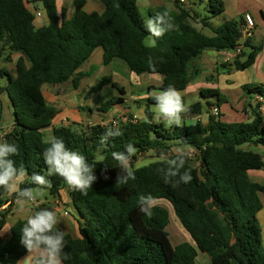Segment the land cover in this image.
Masks as SVG:
<instances>
[{"label":"trees","instance_id":"1","mask_svg":"<svg viewBox=\"0 0 264 264\" xmlns=\"http://www.w3.org/2000/svg\"><path fill=\"white\" fill-rule=\"evenodd\" d=\"M102 2L105 11L98 14L85 12V1L75 0V14L68 20L65 10L58 11L57 0H0V43L8 47V60L14 52L23 54V59L16 62L15 77L8 72L0 73L1 80L7 79L6 85L0 86V125L6 98L13 126L3 138L17 145L19 154L14 159L18 167H26L29 176L46 174L42 152L47 145L43 143V131L53 125L58 115V110L44 98L45 85L71 81L77 89L86 76L79 74L81 67L97 49H102L104 66L119 59L136 75L162 76L163 83L150 86L148 93L169 85L185 91L201 74L195 61L206 51L236 49L245 21L241 17L213 26L209 23L211 18L224 13L223 0H208L206 6L211 16L204 19L192 6L184 8L176 0L172 10L166 7L149 10L151 16L167 9L175 23L174 30L160 38L155 48H149L143 43L148 34L137 0ZM36 3L42 4L48 18V25L42 28H36L37 18L29 6ZM192 21H200L212 35L206 36ZM244 46L252 50L235 60L234 67L240 72L252 68L261 50L251 46L250 40ZM150 57L155 70L148 65ZM111 83L103 78L92 92L97 93ZM243 90L264 98V86L246 85ZM202 96L217 99L218 107L227 102L217 90L203 91ZM123 102L110 99L98 111L107 114ZM147 103L144 115L151 120L154 113L150 105L154 101L149 98ZM260 108L261 105L250 122L226 123L221 121L220 113L215 116L207 110V124L195 120L193 124L183 123L182 127L171 129L162 123L130 117L119 124L122 135L111 138L106 145L100 143V137L112 125L78 130L54 128L53 134L64 139L70 149L96 164L94 171L98 177L87 195L69 189L58 176L49 177L52 187L46 190L52 197L60 198L61 192L69 189L71 206L80 218L76 220L78 236L65 234L64 251L70 258L64 264H197L199 252L208 255L211 264H264V238L258 221L264 208L260 199L264 196V185L250 178V172L264 169L263 156L250 149L264 148V117ZM202 110V104L196 103L189 107L188 113L199 117ZM128 143L138 149L134 160L150 151L170 152L173 147L189 144L195 149L194 158L199 166H193L188 159L185 169L190 170L193 179L175 188L164 183L157 171L164 167L159 161L134 168L136 179L117 186L120 169L111 154L123 151ZM105 165L107 180L102 174ZM21 187L34 185L26 181ZM149 193L156 197V202L165 200L172 206L194 245L173 246L167 232L170 223L167 209L154 206L151 217L139 211L138 196ZM7 194L0 189V209L8 203ZM9 214V210L0 211V264H19L28 255L20 243L21 228L26 221L17 220L9 230L10 237L4 240L1 233Z\"/></svg>","mask_w":264,"mask_h":264},{"label":"crops","instance_id":"2","mask_svg":"<svg viewBox=\"0 0 264 264\" xmlns=\"http://www.w3.org/2000/svg\"><path fill=\"white\" fill-rule=\"evenodd\" d=\"M74 1L75 0H57L58 11L61 12V10H65L68 20L72 19L75 14ZM84 1L85 5L83 7V10L85 12L98 14L104 13L105 6L102 0ZM147 1L152 2L153 0ZM223 2L225 10L224 13L220 16V18H222L223 20V23L229 20H237L241 17H245L246 15H250L252 17L255 23V27L249 40L251 46L261 47V50L257 55L255 64L249 70L240 72L237 71L234 67V63L237 58H230L228 56V51H206L195 61V65L201 69V74L190 83L185 91L180 92L182 93L183 99L185 100L186 104L190 106L193 104L189 103L188 98H190L191 95L199 94L200 99L199 101H196V103L202 104V112L206 109L204 108V105H206L207 110L212 112L213 115H215L216 113L218 115V113H220L222 115L221 121L223 122H250L253 119L254 111L257 110V107L261 105V102L264 99L258 94H249L243 90V87L246 85L252 87L264 86V0H223ZM29 6L31 10L34 11V13L40 14V17L35 21L36 28L47 26L48 18L46 16V13L44 9H40V7H43L42 4L36 3L30 4ZM166 8L172 10V8ZM193 26L196 27L195 25ZM196 28L203 31V29H199L198 27ZM245 49L246 48L243 49V53H245ZM248 50L250 52L252 49L249 48ZM103 53L104 51L102 49H97L93 53L90 60L81 67L79 74L86 76L81 80L77 89L73 87V83L71 81L61 85H45L43 87V95L46 102L58 110V115L54 120L53 125L43 131L44 138L50 134H53L54 128L57 127H73L78 130L79 128L85 127L87 129L96 125L108 126L110 124V121L115 117H118L123 110L130 112V101H133L135 105H139L138 100L144 101V97H139L138 95L133 94L134 90H136L135 86H140L144 83H140L139 80H136L135 77L139 75L135 76L136 74L131 72L126 63L124 64L123 61L114 59L107 66H104L102 64L106 69L105 73L104 70H102L101 74H99V72L96 75L91 74L90 71L93 68V66L90 64L91 59H93V57L96 55V57L101 60V62L99 63H102ZM11 59L12 63H10L9 67L15 69V63L19 59H23V54L21 52H14L11 55ZM25 65L26 67H28L26 62ZM103 78L110 79L112 83L108 86H105L97 93H93L92 89ZM161 78L163 80V77ZM6 83L7 82L2 80L0 81V86H5ZM162 83V81H159L157 84H149L147 90L150 86L158 87ZM207 90H217L222 96L227 99V102L222 104L221 107H218L217 99H215L214 97H206L207 99L205 100V97L202 96V92ZM85 92H88V94H85ZM103 93L105 99L101 98ZM114 98L122 99L124 101L123 104L115 106L107 114L98 111L103 103H105L109 99ZM4 99L5 110L0 125V136L2 137H4V134L9 132L13 126L11 107L9 105L8 99ZM84 107L87 110H84ZM6 112L8 113V115H5ZM260 112L264 117V111ZM185 116L188 117L187 115ZM186 117L185 119H183V123L188 125L195 123V120L201 121L200 117H197V119H191L189 121L186 119ZM4 118H7L5 125H3ZM207 123L208 113L204 124ZM3 131L5 132L2 133ZM250 149L256 152L253 147H251ZM262 171L259 172L261 173ZM67 190L68 189H65L61 192L60 198H63V196L67 195ZM55 200L56 198L51 201H46L52 203ZM19 208L20 213H24L23 216L20 218L16 215L13 222L9 220V218L11 217H8V223L1 233L2 239L6 240L10 237L9 230L17 220L26 221L27 217L30 215L29 213L31 212H29L28 208H31L29 206L26 205L23 208ZM25 213L27 215H25ZM75 223L78 228L76 219ZM182 231H185V233H187L186 230L182 229ZM191 241L192 242L188 243L194 245L192 239ZM197 264H211V259L208 255L199 252L197 257Z\"/></svg>","mask_w":264,"mask_h":264},{"label":"clouds","instance_id":"3","mask_svg":"<svg viewBox=\"0 0 264 264\" xmlns=\"http://www.w3.org/2000/svg\"><path fill=\"white\" fill-rule=\"evenodd\" d=\"M144 28L147 36L144 40L145 47L155 48L157 41L167 32L174 30L175 23L169 10L157 12L154 15L144 16ZM148 65L155 70V63L150 57ZM148 98L154 101V115L151 120L147 116L143 119L148 123L163 122L166 127H182L183 117L189 111L190 105L186 104L182 93L173 85L148 93ZM122 135L118 123L107 127L100 137V143L106 145L111 138ZM43 143L47 147L42 152L46 165V174L33 173L28 175L26 167L16 164L14 159L19 154L15 143H10L0 136V189L9 195H15L21 208L35 204L46 189L52 187L49 177L58 176L72 190L83 195L97 182L95 174L96 164L89 163L87 158L78 151L70 149L64 139L54 134L46 136ZM138 149L132 144L125 145L123 151H113L112 158L116 161L120 172L116 185H126L130 180L136 179L133 167V157ZM195 149L189 144L173 147L170 152H161L159 162L164 165L157 171L164 183L178 187L181 183L189 184L193 177L190 170L185 169V164L191 158ZM103 158H101L102 161ZM108 166L105 165L102 174L104 179ZM183 170V171H182ZM30 182L34 187H21L25 182ZM139 211L148 217L156 204V197L150 193L140 194L137 199ZM61 221L54 210L39 208L27 217L26 223L21 228L20 243L27 250L28 255L23 259L24 264H64L70 257L65 253L67 242L65 232L58 225Z\"/></svg>","mask_w":264,"mask_h":264},{"label":"rangeland","instance_id":"4","mask_svg":"<svg viewBox=\"0 0 264 264\" xmlns=\"http://www.w3.org/2000/svg\"><path fill=\"white\" fill-rule=\"evenodd\" d=\"M180 1V0H179ZM203 1V0H202ZM208 0H204L203 3L200 0H186V3H181L182 7H188V6H192L194 11L200 16L201 19H204L208 16H211L210 13L208 12V8L206 6ZM176 0H153L152 2H148L147 0H138V6H139V10H140V14L142 15V17L144 18L145 14L148 15V12L150 9L152 8H156L158 6H164V7H169L174 9L175 5H176ZM33 8V7H32ZM40 9L43 10V7H40ZM37 20V19H36ZM197 21V22H192L193 25H195L196 27H198L199 29H203V33L206 36H211V31L209 29H204L203 26H201ZM209 23H211L213 26H220L223 24V20L222 18H220V16L216 17V18H211V20L209 21ZM0 52H2L3 54V58L0 60V73L2 72H8L9 74H11L13 77L16 76L15 70L10 66V63H12V59L10 56V59L8 60L7 57H9V50L8 47L3 44L0 43ZM249 54V50L248 48L245 49V55L247 56ZM242 59H245L242 58ZM101 60L98 59V57H96V55L93 57V59H91V65L93 66V68L91 69V74L96 75L98 72L99 74H101L102 70H104L105 73V68L103 67ZM16 64V63H15ZM26 64L29 66V64L26 62ZM125 64V63H124ZM11 68V69H10ZM137 76V75H135ZM162 76L160 75H149V74H144L141 76H137L135 77L136 80H139L140 83H144L143 85L141 84L140 86H135L136 90H134L133 94L138 95L139 97H144V101L142 100H138L139 105H135L133 101L129 102V106L131 108L130 112H127L125 110L122 111V113L118 116L115 117L114 119H112L110 121L109 125L113 126V123L115 121L118 122V124L123 123V122H127L129 120L130 117H133L137 120H143L144 115V111L146 109V107H148V103H147V98H148V90L147 87L149 84H157L159 81H162ZM3 81L7 82V79L4 77L2 79ZM0 80V81H2ZM85 94H88V92H85ZM90 95V92H89ZM102 99H105L104 97V93L101 96ZM199 94L197 95H191L190 98H188V101L190 104H194L196 103V101H199ZM205 100L207 98H204ZM110 100V99H109ZM126 107V105H125ZM124 107V108H125ZM85 108V107H84ZM204 108H206L202 115L199 116L201 119V122L204 124L206 121V117H207V107L206 105H204ZM150 109L151 111L154 113V105H150ZM84 110H87L86 108ZM125 112V113H124ZM5 115H8V113L6 112ZM4 115V116H5ZM186 115L188 117H186L184 115V118L186 117V119L189 121L191 119H197V115L193 114L192 116L189 115V113L187 112ZM7 121V118L3 119V125H5V122ZM164 126L165 124L163 122H161ZM166 127V126H165ZM175 127V126H172ZM172 127H166L167 129H171ZM5 131H3L2 133H4ZM6 134V133H5ZM4 134V135H5ZM256 150V153L260 154L263 156L264 158V148L259 146V147H253ZM161 152L158 151H150L148 153H144L141 155L137 156V159H133V167L135 169L147 166L148 164L152 163V162H157L159 161V156H160ZM102 157H100L99 155H97V159L101 160ZM191 162L192 165L195 167L199 166V162L194 158V153L191 156ZM264 170V169H263ZM259 176V177H257ZM257 177V178H256ZM250 178L252 181L254 182H258L264 185V171H262L261 173L259 171L256 172H250ZM70 189V188H69ZM69 189L67 190L68 193L67 195L63 196V198H56V200H58L61 204H62V209L56 211L55 209H53V202H48L46 200H53L54 198H52V196L50 195L49 191L45 190L43 195H41L37 202H38V206L36 208H31L29 210V212L33 213L34 211L39 210V208H48L50 210H54L57 215L58 218L60 219L61 223L60 225H58V227L63 230L66 233H70L72 235H74L75 237L78 236V229L75 223V219L76 220H80L79 216L77 215V213L75 212L74 208L71 206V201H70V196H69ZM69 197V198H68ZM6 199L8 201H14L16 199H13V195H7ZM261 202L264 206V196L260 197ZM155 206H160L163 207L165 209L168 210L169 212V216H170V223L169 226L167 228V232L170 236V240L173 244V246H178L181 245L183 243H188V242H192L191 241V237L190 235H188L187 233H185V230L180 221L177 219V217L175 216L174 210L172 208V206L165 200H160L157 201ZM20 206L19 205H13L10 209H9V213L11 218H9V220L11 222L14 221L15 216L17 215V217H22L24 213H20ZM31 213H29L31 215ZM12 214V215H11ZM25 215H27L25 213ZM258 221L260 224V227L262 229L263 232V238H264V208L263 210L258 214ZM182 228V229H181ZM24 259V258H23ZM21 260L19 264H24V260Z\"/></svg>","mask_w":264,"mask_h":264},{"label":"built area","instance_id":"5","mask_svg":"<svg viewBox=\"0 0 264 264\" xmlns=\"http://www.w3.org/2000/svg\"><path fill=\"white\" fill-rule=\"evenodd\" d=\"M180 1L182 3H186V0H180ZM34 14H35L36 18L40 17L39 13H34ZM244 19H245V21H244V25L241 28V38H240L239 46L234 50L228 51V56L232 59L238 58L243 53V49L245 48L244 43L250 39V37L252 35V31L254 30V27H255V23H254V21L250 15H246L244 17ZM260 111H264V99L261 102ZM215 115L217 116V113ZM114 123H118V122L115 121ZM13 205L16 206L19 204L17 203L16 200L8 201V203L6 205H4L0 209V211L9 210ZM52 205H53V209H55L56 211L62 209V204L58 200H55ZM27 206H29L30 208H36L38 206V202L36 201L35 204L27 205Z\"/></svg>","mask_w":264,"mask_h":264}]
</instances>
